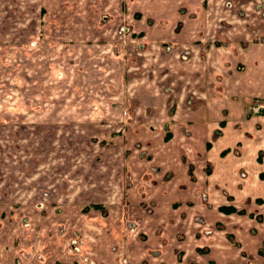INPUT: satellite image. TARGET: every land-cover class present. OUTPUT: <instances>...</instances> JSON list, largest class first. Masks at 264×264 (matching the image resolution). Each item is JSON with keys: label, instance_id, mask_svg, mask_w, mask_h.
<instances>
[{"label": "rangeland", "instance_id": "374dc122", "mask_svg": "<svg viewBox=\"0 0 264 264\" xmlns=\"http://www.w3.org/2000/svg\"><path fill=\"white\" fill-rule=\"evenodd\" d=\"M71 2L78 4L77 0ZM246 2L249 6L240 8L236 0H210L205 9L219 8L215 14H219V19L226 24L230 19H237L240 13L242 17L250 18L253 12V20H264V0H245L243 4ZM28 9L37 16L27 18V21L23 16H14L17 28L8 23L0 27V116L16 119L19 130L25 129L34 135L29 140L19 137L12 142L17 148L1 151L0 165L9 159L1 160L3 152L12 158L19 152V181L29 174L40 175L42 170L37 169L41 163L48 165L47 171L60 174L50 178L51 181L64 172L69 179V170L73 166L76 175H81L84 165V172H91L96 179L95 174L101 173L100 167L113 158L114 169L103 175L119 180L124 174L129 187L137 180L135 176L176 180L175 185H179L174 193L177 199L172 205L178 207L177 210L157 207L162 211L155 212L153 207L163 202L151 200L144 204L147 211L144 209L143 215L147 220L143 225L154 234L148 239L146 232L138 230L148 245L146 255H143L144 264H264V199L240 204L234 196L223 202L236 201L234 204L248 213H260L258 217H253L252 213L249 218L244 214L242 217L220 212L219 202L209 194L212 187L208 183V174L212 163L214 165L212 158L216 157L220 169L217 182H211L220 184L214 192L223 193L227 198L226 187L229 188L231 183L224 174L233 156L225 157L230 149L222 154L218 147L223 145V148L225 143L217 140L226 130L225 120L209 115L204 119L209 121L206 123H186L181 119L188 110L191 113L197 110L200 100H207L203 104L208 110L215 99L207 93L201 96L183 91L181 81L171 76L170 66L175 68L180 57L177 72L183 70L196 51H184L179 56L172 54L176 50L174 45L178 44H165L168 48L163 49L168 51L167 54L163 52V56L167 58V64H163L160 75L150 53L155 46L158 51L163 47V42L169 40L168 33L167 39L162 38L159 44L137 43V30L134 39L129 41L128 35L135 25L125 20L120 25L121 35L114 39L111 22L115 24L118 18L108 25L107 15V18H101L105 21L100 26H96L97 19H87L89 25L83 27L81 40L67 36L76 28L73 16L66 17L64 36L55 33L44 36V31L37 25L40 15L37 5ZM72 11L67 14L73 15ZM44 13L41 12L42 17ZM205 17L218 18L212 14ZM33 29L35 33H31ZM253 40L264 43V26L253 27ZM203 51L205 54L206 50ZM202 61H205L204 57ZM218 75L222 76L211 73L200 79L209 88L208 83ZM210 89L215 92L214 87ZM219 100L214 102L219 105ZM248 102V115H264V96L250 97ZM257 104L260 110L254 111ZM7 120L0 119V124L8 125ZM41 132L49 134L39 137ZM249 137L252 139L253 136L248 134ZM239 149L240 144H237L231 150L239 154ZM13 150L16 151L14 154ZM25 152H30L27 157ZM258 154V159L264 157L263 150ZM139 173L142 175L137 176ZM247 173L244 169L235 176L242 183L249 177ZM260 175L264 178V171ZM158 182L139 190L143 195L144 190L150 195ZM182 198L188 203L179 200ZM129 227L132 232L137 228Z\"/></svg>", "mask_w": 264, "mask_h": 264}, {"label": "crops", "instance_id": "0c3cea01", "mask_svg": "<svg viewBox=\"0 0 264 264\" xmlns=\"http://www.w3.org/2000/svg\"><path fill=\"white\" fill-rule=\"evenodd\" d=\"M77 1L78 4L75 5L71 0H0V27L8 23L17 28L18 23L14 16H23L26 21L27 18L36 17L37 14L34 16L28 9L31 5H37V13L39 10L40 14L37 25L44 31V36L51 33L64 36L62 33L67 32L66 17L73 16L76 28L67 36L81 40L83 27L89 25L86 24L87 19H97L96 26H100L105 21L101 18L109 15V21L106 20L108 25L118 18L115 24L111 22L114 31L111 35L118 39L121 35L120 25L126 20L135 25L128 35L129 41L134 39L133 35L137 30V43L159 44L169 34V40L161 45L163 47L158 51L155 46L150 53L157 63L155 68L160 75L163 64H167V58L163 56V52L167 54L168 51L163 49L168 48L165 44H178L174 45V53L170 51L176 55L195 50L196 54L187 61L183 70L177 72L180 57L175 68L169 65L171 76L181 81L183 91L187 93L201 96L207 93L215 97L214 101L220 97L223 99L219 100V105L211 101V110L210 107L206 110L203 103L207 100L202 98L197 110L193 113L188 110L189 112L182 114L181 119L186 123H206L209 121L204 119L209 115L225 120L226 130L217 139L220 143H225V146L218 148L221 153L230 149L225 157L233 156L227 173L224 174L226 180L231 179L230 187H226L227 198L223 193L221 195L220 192H214L220 184H211L216 183L220 175L216 157L212 158L214 165L211 162V172L208 174V183L212 187L209 194L219 202L220 212L221 206L233 205L237 211L232 214L242 217L244 214L252 218L253 213V217H258L260 213L257 211L248 213L244 208L237 207L235 202L242 204L264 199V178L260 175L264 171V157L258 159V153L264 151V115L251 116L246 113L250 97L264 96V43L253 40V27L264 26V20H253V12L250 18L242 17L240 13L237 19H230L229 24H226L219 19V14H215L219 12V8L205 9L210 0ZM244 1L236 0L240 8L243 5L249 6L247 2L243 4ZM250 4L253 6L252 2ZM72 9L73 15L67 14ZM44 11L45 16L42 17L41 12ZM208 14L217 15L218 18L207 19L205 16ZM162 26L168 28L160 29ZM31 33H35V30ZM114 39L111 40L114 42ZM203 49L206 50L205 54ZM254 50L260 53H253ZM202 57L205 61H202ZM211 73H220L222 76L212 78L208 83L211 87L207 88L200 78ZM212 87L215 92L210 89ZM0 119H8L9 122L8 125L0 124V154L4 149L17 148L12 142L19 137L26 140L33 138V132L18 129L19 123L16 119L2 116ZM48 134L49 132H41L38 136ZM248 134L253 136L252 139L248 138ZM236 142L240 144L241 154L231 150L237 146ZM15 152L12 151L13 154ZM29 153L25 152L26 157ZM18 154L19 152L15 153L13 158L6 152L1 155L2 161H7V157L9 159L0 165V264H144L143 255H146L148 245L138 230L146 232L148 239H152L154 235L143 225L147 220V216L143 215L144 209L147 211L144 204L151 200L163 202L153 207L155 212L162 211L157 207H163L166 211L178 208L172 205L177 199L174 194L179 186L175 185L176 180L135 176L137 180L129 187V181L125 179L126 176L124 178V174L118 178L120 181L103 175L114 169L113 158L100 167L101 173L95 174L96 179L91 172H84V165L81 175H76L73 166L69 170V179L64 172L57 180L51 181L50 178L60 174L47 171L48 165L41 163L37 169L42 170L40 175L34 177V173L29 174L19 181ZM244 169L249 172V177L240 183V178L237 179L235 174L239 176V171ZM141 175L139 173L137 176ZM157 182L159 188H154L150 195L146 194V190L144 195L140 192V187L152 186ZM230 198L236 201L223 203ZM179 200L188 203L183 198ZM168 203L171 205H163ZM100 205L102 207H97ZM132 225L137 227L133 232L129 227ZM216 227L219 228L217 224ZM153 247L150 245V248Z\"/></svg>", "mask_w": 264, "mask_h": 264}, {"label": "trees", "instance_id": "16d2710c", "mask_svg": "<svg viewBox=\"0 0 264 264\" xmlns=\"http://www.w3.org/2000/svg\"><path fill=\"white\" fill-rule=\"evenodd\" d=\"M170 136V133H168L167 137ZM192 173V170H190V174ZM97 207H100V206H97ZM223 212L225 213H233V212H236V208L231 206V205H223L221 206L220 208Z\"/></svg>", "mask_w": 264, "mask_h": 264}, {"label": "built area", "instance_id": "2783aa9c", "mask_svg": "<svg viewBox=\"0 0 264 264\" xmlns=\"http://www.w3.org/2000/svg\"><path fill=\"white\" fill-rule=\"evenodd\" d=\"M259 107H260V106H258V104H257V105H255V106H254V108H253V109H254V111H259V110H260V108H259Z\"/></svg>", "mask_w": 264, "mask_h": 264}]
</instances>
